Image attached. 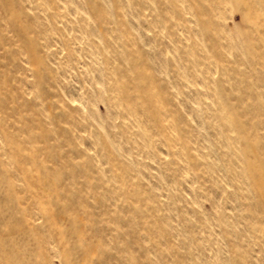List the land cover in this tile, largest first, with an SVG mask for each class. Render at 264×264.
I'll use <instances>...</instances> for the list:
<instances>
[{
	"label": "rangeland",
	"instance_id": "1",
	"mask_svg": "<svg viewBox=\"0 0 264 264\" xmlns=\"http://www.w3.org/2000/svg\"><path fill=\"white\" fill-rule=\"evenodd\" d=\"M0 264H264V0H0Z\"/></svg>",
	"mask_w": 264,
	"mask_h": 264
}]
</instances>
